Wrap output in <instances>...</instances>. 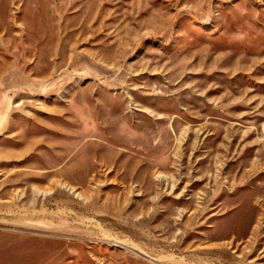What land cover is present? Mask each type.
Segmentation results:
<instances>
[{"label":"rangeland","instance_id":"1","mask_svg":"<svg viewBox=\"0 0 264 264\" xmlns=\"http://www.w3.org/2000/svg\"><path fill=\"white\" fill-rule=\"evenodd\" d=\"M0 264H264V0H0Z\"/></svg>","mask_w":264,"mask_h":264}]
</instances>
